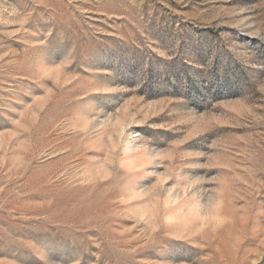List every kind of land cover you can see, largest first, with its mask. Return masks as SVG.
Wrapping results in <instances>:
<instances>
[{
  "label": "rangeland",
  "instance_id": "374dc122",
  "mask_svg": "<svg viewBox=\"0 0 264 264\" xmlns=\"http://www.w3.org/2000/svg\"><path fill=\"white\" fill-rule=\"evenodd\" d=\"M0 264H264V0H0Z\"/></svg>",
  "mask_w": 264,
  "mask_h": 264
},
{
  "label": "bare ground",
  "instance_id": "6f19581e",
  "mask_svg": "<svg viewBox=\"0 0 264 264\" xmlns=\"http://www.w3.org/2000/svg\"><path fill=\"white\" fill-rule=\"evenodd\" d=\"M137 134V133H136Z\"/></svg>",
  "mask_w": 264,
  "mask_h": 264
}]
</instances>
